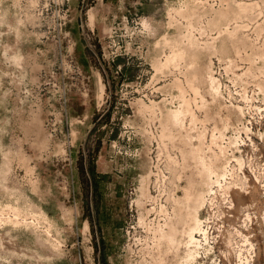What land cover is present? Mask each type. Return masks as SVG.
<instances>
[{
    "label": "rangeland",
    "instance_id": "obj_1",
    "mask_svg": "<svg viewBox=\"0 0 264 264\" xmlns=\"http://www.w3.org/2000/svg\"><path fill=\"white\" fill-rule=\"evenodd\" d=\"M210 164L264 264V0H0V264H185Z\"/></svg>",
    "mask_w": 264,
    "mask_h": 264
},
{
    "label": "bare ground",
    "instance_id": "obj_2",
    "mask_svg": "<svg viewBox=\"0 0 264 264\" xmlns=\"http://www.w3.org/2000/svg\"><path fill=\"white\" fill-rule=\"evenodd\" d=\"M211 81L213 82V79H211ZM181 115H182V110H179L178 109V110H175L174 111V119L175 120H179L180 117H181ZM213 167L214 166H211V164H210V165H208V166H206L204 168L203 173L205 174V182H204L205 189H203V190H201L199 192V194H198V201L196 203H194V204H197V206L193 209L192 215H189L188 217H186L187 218V221H186L187 226H186L185 230L183 232H181L182 234H186L187 237H188V241L184 243L185 247L188 246V248H190V246L194 242H195V245H196L194 250H189V249L186 248L185 255H184V262H185V264H190V262L193 261L192 259L196 258V256L199 255V252H200L199 249H200L202 243H201V240H199V239L196 238V234L202 235L203 239H206V235L208 234V230L205 227H203V225H202V222L203 221L200 219V216H199V210L203 207L204 203H207V202H205V200L208 198V197H206V199H205L206 192L207 191L211 192L210 193V196H209V202L207 203L209 206H211V205L214 204V203L213 204H210V202L211 201H215V199L213 200V198H217V192L218 191L221 192V194L223 196V199H225V197L223 195L224 190H220L218 187L222 185L221 181L225 178V175L227 174V172L224 171L225 169L222 170V172L221 171L218 172L217 171L218 170L217 167H216L217 170L215 168H213ZM212 185H215V186L218 185V186L215 189V188H213ZM229 193L230 192H228V195H229L228 198H230V194ZM185 197L187 199H190V195H185ZM225 200H226V203H227V207L230 208V209H233V208H231L232 202H231V205H230L229 204V201L227 199H225ZM189 209H190V207L187 206V211ZM220 214L222 215V211L221 210H220ZM246 217L249 219L248 214L246 215ZM176 230L177 229H174V231H176ZM169 240L171 242H175L174 234L169 236ZM177 244H178V247H179L180 244H182V238H180L179 240H177ZM246 258H248V257H246ZM242 263H244V262H242Z\"/></svg>",
    "mask_w": 264,
    "mask_h": 264
},
{
    "label": "built area",
    "instance_id": "obj_3",
    "mask_svg": "<svg viewBox=\"0 0 264 264\" xmlns=\"http://www.w3.org/2000/svg\"><path fill=\"white\" fill-rule=\"evenodd\" d=\"M224 203H225L226 208H228L226 200L224 201ZM208 208L211 213H209V215L201 219L203 221L202 222L203 227H205L208 230L206 239H203L202 235L196 234V238L201 240V243H202L199 249L200 251L199 255L196 256L197 259H206L208 258L209 255H212L216 247L222 242V238H223V234L221 232L222 224L217 225V222H220V223L223 222L222 220L223 214L221 216L217 215L218 217H214V213H216V211H212V205L211 206L208 205ZM226 211H228V209ZM215 255L213 257L214 261L216 260Z\"/></svg>",
    "mask_w": 264,
    "mask_h": 264
}]
</instances>
